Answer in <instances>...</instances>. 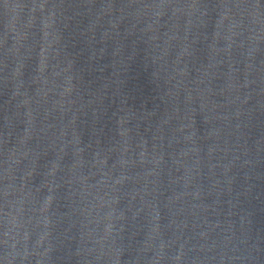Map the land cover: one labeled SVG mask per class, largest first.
Segmentation results:
<instances>
[{"label":"water","instance_id":"obj_1","mask_svg":"<svg viewBox=\"0 0 264 264\" xmlns=\"http://www.w3.org/2000/svg\"><path fill=\"white\" fill-rule=\"evenodd\" d=\"M264 257V0H0V264Z\"/></svg>","mask_w":264,"mask_h":264}]
</instances>
